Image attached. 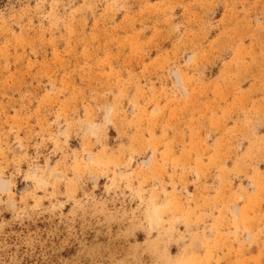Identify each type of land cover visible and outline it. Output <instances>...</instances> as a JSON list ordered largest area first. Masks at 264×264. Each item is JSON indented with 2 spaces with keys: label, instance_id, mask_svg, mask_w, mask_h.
Instances as JSON below:
<instances>
[{
  "label": "rangeland",
  "instance_id": "1",
  "mask_svg": "<svg viewBox=\"0 0 264 264\" xmlns=\"http://www.w3.org/2000/svg\"><path fill=\"white\" fill-rule=\"evenodd\" d=\"M0 264H264V0H0Z\"/></svg>",
  "mask_w": 264,
  "mask_h": 264
}]
</instances>
